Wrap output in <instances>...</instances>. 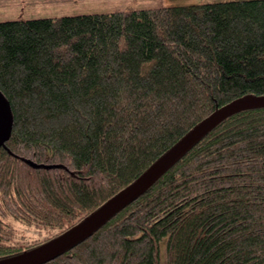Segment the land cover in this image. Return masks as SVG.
Listing matches in <instances>:
<instances>
[{
  "label": "trees",
  "instance_id": "obj_1",
  "mask_svg": "<svg viewBox=\"0 0 264 264\" xmlns=\"http://www.w3.org/2000/svg\"><path fill=\"white\" fill-rule=\"evenodd\" d=\"M0 91L2 259L81 221L217 108L264 95V0L0 20ZM7 215L56 232L9 244ZM43 264H264V107Z\"/></svg>",
  "mask_w": 264,
  "mask_h": 264
},
{
  "label": "water",
  "instance_id": "obj_2",
  "mask_svg": "<svg viewBox=\"0 0 264 264\" xmlns=\"http://www.w3.org/2000/svg\"><path fill=\"white\" fill-rule=\"evenodd\" d=\"M262 107H264V95L247 94L217 108L154 161L138 178L108 199L98 209L42 244L22 253L0 259V264H43L63 254L91 236L117 212L143 194L221 121L236 112ZM12 123L10 106L0 91V144L10 137Z\"/></svg>",
  "mask_w": 264,
  "mask_h": 264
},
{
  "label": "rangeland",
  "instance_id": "obj_3",
  "mask_svg": "<svg viewBox=\"0 0 264 264\" xmlns=\"http://www.w3.org/2000/svg\"><path fill=\"white\" fill-rule=\"evenodd\" d=\"M217 1L225 0H0V20ZM4 221L9 224L11 230L9 244L26 246L46 239L56 232V229L47 225L27 223L12 215L4 216Z\"/></svg>",
  "mask_w": 264,
  "mask_h": 264
},
{
  "label": "bare ground",
  "instance_id": "obj_4",
  "mask_svg": "<svg viewBox=\"0 0 264 264\" xmlns=\"http://www.w3.org/2000/svg\"><path fill=\"white\" fill-rule=\"evenodd\" d=\"M5 143V141L4 142H2L1 144H0V146L2 145V144H4Z\"/></svg>",
  "mask_w": 264,
  "mask_h": 264
}]
</instances>
